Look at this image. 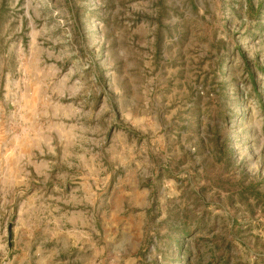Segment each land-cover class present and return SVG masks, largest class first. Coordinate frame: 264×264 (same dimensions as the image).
<instances>
[{"label":"rangeland","instance_id":"rangeland-1","mask_svg":"<svg viewBox=\"0 0 264 264\" xmlns=\"http://www.w3.org/2000/svg\"><path fill=\"white\" fill-rule=\"evenodd\" d=\"M0 264H264V0H0Z\"/></svg>","mask_w":264,"mask_h":264}]
</instances>
